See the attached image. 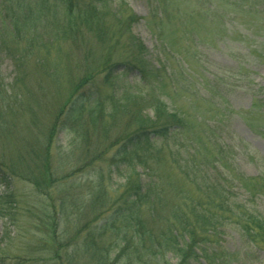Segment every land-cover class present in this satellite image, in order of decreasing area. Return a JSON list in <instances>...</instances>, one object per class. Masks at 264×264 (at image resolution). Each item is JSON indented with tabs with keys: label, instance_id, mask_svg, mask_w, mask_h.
Wrapping results in <instances>:
<instances>
[{
	"label": "rangeland",
	"instance_id": "1",
	"mask_svg": "<svg viewBox=\"0 0 264 264\" xmlns=\"http://www.w3.org/2000/svg\"><path fill=\"white\" fill-rule=\"evenodd\" d=\"M105 1L106 15L100 24L105 32L99 37L101 40L86 31L84 37L78 39L86 43V47H76L73 41H65L54 43L53 48L47 46L45 50L46 42L54 36L51 26L41 21L34 28L36 33L33 34L30 26L26 33L22 32L23 39L17 43V51L21 53H26L24 46L30 45L21 76L10 55L0 51V196L8 189L10 202L14 203L10 218L0 220V261L68 264L70 259L67 258L72 257L70 264H91V251L85 250L81 240L90 227H100L106 209L110 212L113 205L119 204L120 187L127 181L113 175L107 182L109 189L104 197L90 208L87 197L93 192L87 181L93 179L95 150L119 141L126 120H120L121 116L117 122L105 118L104 123L112 126L108 136H99V128L96 134L90 132L86 120L79 122L78 132L69 133L66 131L68 124L64 127L66 121H63L62 111L66 110L71 93L68 76L81 78L88 68L93 73L99 70L113 75L121 73L113 89H106L116 99L129 92L143 91L136 72L122 73L123 58L129 57L132 51L125 46L126 50H122L121 41L113 46L110 42L118 20L123 21L130 12L138 17L131 33L147 50L144 63L155 68L164 64L167 75L172 78L164 88H157V93L188 117L182 147L179 138L174 145L185 155L184 148L190 147L189 142L196 147L203 141L206 128L196 121L200 118L207 128L215 131L214 142L228 151V165L233 170L225 178L223 175L227 171L223 172V167L217 165L216 174L209 172L212 180L226 181L244 175L260 178L263 181L260 184L264 185V91L261 90L264 85V2L251 7V3L241 6V0H208L212 7L211 21L202 23L193 14L197 8L201 10L196 0ZM161 2L167 5L168 22L160 26ZM121 4L125 8H118ZM176 9L194 17L187 24L193 30L189 34L182 31L183 20L173 12ZM160 32L173 45L171 56L165 54L163 48V43L168 47L167 43L158 39ZM56 63L62 69L61 79L53 72L58 71ZM66 66L69 73L65 75ZM23 76L25 78H21ZM96 81L92 89H102L101 78ZM135 101L137 106L146 109L145 101ZM52 124H58L59 129L51 135ZM84 133H88L86 138L82 136ZM35 157H40L41 161ZM11 166L14 176L5 177L3 168L12 169ZM27 168L35 176H31L32 179L42 180L43 189L46 187L44 192H38L31 184L33 181L21 178ZM168 176L170 183L180 189L182 182L176 172ZM231 191L241 201L246 198L243 190L233 186ZM166 198L168 202L163 213L177 203V195L171 188ZM246 206L264 218V197ZM221 236L220 246L224 252L229 255L245 253L243 242L231 227H226ZM110 237L112 235L104 241L108 242ZM74 244L80 248L77 253L71 252ZM118 253L110 254L113 257ZM247 254L248 264H264V253ZM169 263L175 264V261ZM110 264L118 263L111 261Z\"/></svg>",
	"mask_w": 264,
	"mask_h": 264
},
{
	"label": "trees",
	"instance_id": "2",
	"mask_svg": "<svg viewBox=\"0 0 264 264\" xmlns=\"http://www.w3.org/2000/svg\"><path fill=\"white\" fill-rule=\"evenodd\" d=\"M196 1L200 3L201 10L197 8L193 12L194 17L202 23L211 21L209 12L212 7L208 0ZM262 2L264 0H241L239 4L244 6L251 3L253 7ZM105 3V0H0V51L10 55L18 76L23 75L30 45L24 46L26 53H21L17 51V43L23 39L22 32L26 33L30 26L33 27V34L36 33L34 28L41 21L51 26L54 36L46 42L45 50L47 46L49 48L54 43L65 41H73L76 47H86V43L78 40L84 37L86 31L96 34L98 39L105 32L100 25L106 15ZM160 4L161 26L168 22V10L166 4ZM118 8L125 6L121 4ZM173 12L183 20L181 28L185 34L193 31L187 27L194 18L192 15L181 14L178 9ZM136 22L138 17L132 12L123 21L119 19L110 42L113 46L115 42L121 41L122 50H126L125 46L132 51L129 57L123 58L122 73L136 72L143 91L129 92L116 99L107 90L113 89V84L121 73L113 75L104 70L93 73L88 68L81 78L72 79L71 75L68 76L71 93L65 104L66 110L62 111L65 115L62 114L63 121H66L64 125L68 124V127L64 126L67 127V132H78L79 122L86 120L90 132L94 134L99 128V136H108L112 126L104 123L105 118L109 121L116 119L117 122L121 116L123 118L120 120H126L119 134V141L109 143L105 149L95 150L97 156L94 155L93 161L96 166H91L93 179L87 181L93 192L87 197L88 207H95L99 198L104 197V192L109 189L107 182L112 180L113 175L116 179L122 178L127 182L120 187L119 204L113 205L110 212L105 210L107 212L100 227H90L81 244L87 248L85 250L91 251V264H110L111 261L118 264H170L171 260L175 264H248V252L264 253V218L246 206L247 203L253 204L256 198L264 197V185L260 184L263 181L244 175H236L226 181L212 180L209 172L215 173L217 165L223 167V172L227 171L223 175L225 178L233 170L228 165V151L214 142L215 131L211 127L207 128L200 118L196 121L206 128L203 141H198L196 147L189 142L190 147L184 148L185 155L181 153L183 137L188 130V117L183 116L157 93V88L161 87V90L172 78L167 75L164 64L155 68L144 63L147 50L131 33V27ZM28 34L29 32L26 35ZM158 39L161 43L164 40L168 45L167 47L163 43L165 54H174L172 43L166 40L162 32ZM78 43L81 45H76ZM65 59L67 60L66 57ZM55 69L58 71L53 72L61 79L63 73L60 65L57 64ZM68 73L69 68L66 66L65 75ZM98 77L101 78L102 89L93 90ZM261 90L264 91V85ZM135 100L145 101L146 109L137 106ZM57 129L59 125L52 124L49 133L55 134ZM82 136L86 138L88 133ZM175 140H178L180 148L174 145ZM197 159L200 160L199 163ZM35 160L41 161L40 157H35ZM3 169L5 177L14 176L11 172L13 168ZM27 170L28 168L21 178L33 181L30 182L32 186L38 192H44L46 187L43 189L42 180L32 179L33 172ZM172 172H176L182 182L180 189L170 183L168 175ZM233 186L244 191V200L241 201L239 196L234 195L231 191ZM170 188L177 195V203L163 213ZM10 195L7 189L0 196V220L9 219L13 212L11 208L14 203L10 202ZM226 227L236 231L243 242L244 254L239 252L229 255L221 249L220 238ZM109 235L112 237L105 242ZM72 246V253L80 250L78 244ZM114 251L120 253L111 257L110 253ZM67 259H70V264L73 258ZM2 261L1 264H15L16 259L9 263Z\"/></svg>",
	"mask_w": 264,
	"mask_h": 264
}]
</instances>
